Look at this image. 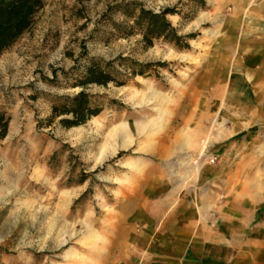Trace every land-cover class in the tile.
<instances>
[{
    "label": "rangeland",
    "instance_id": "374dc122",
    "mask_svg": "<svg viewBox=\"0 0 264 264\" xmlns=\"http://www.w3.org/2000/svg\"><path fill=\"white\" fill-rule=\"evenodd\" d=\"M247 2L264 6L43 0L31 27L0 53V264H137L146 214L167 236L228 180L234 188L264 180V158L253 157L264 127L232 136L264 111L230 108L252 99L226 87L219 61L222 25L241 19L233 8ZM140 8H173L166 18L188 48L163 39L146 47L131 29ZM93 60L110 63L124 83L74 87ZM82 89L101 106L96 117L72 128L62 117L48 122L57 98Z\"/></svg>",
    "mask_w": 264,
    "mask_h": 264
},
{
    "label": "crops",
    "instance_id": "0c3cea01",
    "mask_svg": "<svg viewBox=\"0 0 264 264\" xmlns=\"http://www.w3.org/2000/svg\"><path fill=\"white\" fill-rule=\"evenodd\" d=\"M248 4L233 8L232 14L241 19L229 18L222 25L224 38L219 42V61L227 71L226 87H243L233 93L240 100L252 99L251 104L236 99L229 107L245 113L264 111V6ZM214 74L215 78L221 76ZM249 121L235 126L232 136L253 126L264 127V114L258 121ZM248 137L253 140L257 135ZM259 147L253 157L263 159L264 135ZM260 172L264 176V168ZM228 181L222 192L212 190L210 202L203 203L200 210L185 213L170 237L159 233L161 226L153 216L141 218L144 227L138 236L143 247L134 248L142 255L137 264H264V180H247L241 188ZM208 210L213 212L211 218L205 216Z\"/></svg>",
    "mask_w": 264,
    "mask_h": 264
},
{
    "label": "trees",
    "instance_id": "16d2710c",
    "mask_svg": "<svg viewBox=\"0 0 264 264\" xmlns=\"http://www.w3.org/2000/svg\"><path fill=\"white\" fill-rule=\"evenodd\" d=\"M42 6L43 0H0V53L31 27L35 14ZM168 14H175V10L164 9L154 13L140 8L133 16L131 29H136L141 34L142 42L146 47L152 46L155 40L163 39L177 49L188 48L186 38L189 37L178 34L167 20ZM109 66L110 63L101 67L98 62L91 61L85 68L83 76L73 84L74 87L85 88L89 84L106 86L110 82L122 85L124 82L115 79ZM101 110L96 100L82 89L71 97L57 98L52 105L48 122L62 117L58 123L63 128L78 127L96 117ZM5 131L6 124H3L1 137L4 136Z\"/></svg>",
    "mask_w": 264,
    "mask_h": 264
}]
</instances>
